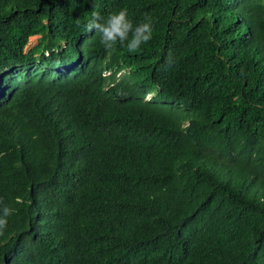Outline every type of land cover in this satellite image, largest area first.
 <instances>
[{
	"label": "trees",
	"instance_id": "1",
	"mask_svg": "<svg viewBox=\"0 0 264 264\" xmlns=\"http://www.w3.org/2000/svg\"><path fill=\"white\" fill-rule=\"evenodd\" d=\"M4 206L0 264H264V0H0Z\"/></svg>",
	"mask_w": 264,
	"mask_h": 264
},
{
	"label": "clouds",
	"instance_id": "2",
	"mask_svg": "<svg viewBox=\"0 0 264 264\" xmlns=\"http://www.w3.org/2000/svg\"><path fill=\"white\" fill-rule=\"evenodd\" d=\"M87 31L95 30L100 34V43L109 50H114L118 43L127 48L132 53L140 49L142 44H147L154 31L153 19L146 16L142 22L133 27V23L128 18L126 9L110 14L101 23L98 13H93L92 19L86 25ZM12 214V210L7 206L2 209L0 215V235L4 234L7 227V217Z\"/></svg>",
	"mask_w": 264,
	"mask_h": 264
},
{
	"label": "rangeland",
	"instance_id": "3",
	"mask_svg": "<svg viewBox=\"0 0 264 264\" xmlns=\"http://www.w3.org/2000/svg\"><path fill=\"white\" fill-rule=\"evenodd\" d=\"M36 39H37V36H31V37H29L28 43L26 45V48H29L32 45H34L36 43ZM149 96H150V94L147 95V97H149Z\"/></svg>",
	"mask_w": 264,
	"mask_h": 264
}]
</instances>
